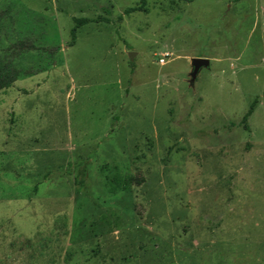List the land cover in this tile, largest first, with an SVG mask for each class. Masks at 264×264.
<instances>
[{"label":"rangeland","instance_id":"rangeland-1","mask_svg":"<svg viewBox=\"0 0 264 264\" xmlns=\"http://www.w3.org/2000/svg\"><path fill=\"white\" fill-rule=\"evenodd\" d=\"M0 60V264H264V0H0Z\"/></svg>","mask_w":264,"mask_h":264},{"label":"trees","instance_id":"trees-1","mask_svg":"<svg viewBox=\"0 0 264 264\" xmlns=\"http://www.w3.org/2000/svg\"><path fill=\"white\" fill-rule=\"evenodd\" d=\"M141 2L143 3L144 0H141ZM133 9L134 8L130 7V8L125 10V13H129ZM73 21H74V24L70 29L69 44H73L75 42L77 29L80 26H82L83 24H86L92 20L90 18H87V17H74ZM25 46H27L26 43H23V42L20 43L21 48L25 47ZM28 46H30V45H28ZM18 75H19V71L15 67V65H13L10 61H1L0 60V90L10 87L13 84V82L17 79ZM254 105H255V100L252 102L248 111L244 114V116L242 118V123L245 125L246 128H248L247 117L253 111ZM81 173H82V171L78 170V175L74 178V183L78 185V190L81 189V186L84 183V179H82L80 177Z\"/></svg>","mask_w":264,"mask_h":264},{"label":"water","instance_id":"water-1","mask_svg":"<svg viewBox=\"0 0 264 264\" xmlns=\"http://www.w3.org/2000/svg\"><path fill=\"white\" fill-rule=\"evenodd\" d=\"M132 57H133V53L129 52V58L132 59ZM190 63H191V70L189 72V76H190L189 83L190 85H193L194 80L200 69L203 67L206 68L209 67V59L207 57H201V56L192 57Z\"/></svg>","mask_w":264,"mask_h":264},{"label":"built area","instance_id":"built-area-1","mask_svg":"<svg viewBox=\"0 0 264 264\" xmlns=\"http://www.w3.org/2000/svg\"><path fill=\"white\" fill-rule=\"evenodd\" d=\"M163 61V59H161Z\"/></svg>","mask_w":264,"mask_h":264}]
</instances>
